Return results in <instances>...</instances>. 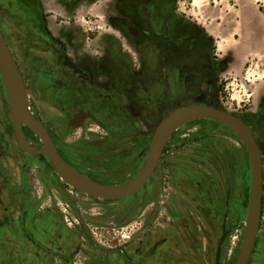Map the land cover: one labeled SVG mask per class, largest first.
Here are the masks:
<instances>
[{
  "label": "flooded vegetation",
  "instance_id": "obj_1",
  "mask_svg": "<svg viewBox=\"0 0 264 264\" xmlns=\"http://www.w3.org/2000/svg\"><path fill=\"white\" fill-rule=\"evenodd\" d=\"M73 2L65 0L64 7ZM179 4L178 0H111L104 15L87 12L86 23L80 26L72 17L75 26L69 27L60 0H48V15L41 0H0L6 15L19 17L13 35L9 27L0 28L24 80L28 111L49 132L62 158L98 184L121 186L134 180L145 167L154 138L147 133L170 113L193 105L230 112L222 98L227 64L219 58L212 34ZM249 31L253 33V28ZM230 113L258 137L264 170V108L257 116ZM202 120L233 133L213 119H197L172 135L162 157L177 132ZM19 130L26 147L17 135L0 73V264L236 263L251 191L242 178L238 183L236 168L230 164L234 153H247L238 137L230 138L237 144L234 153L220 140L217 147L211 143L206 147L216 167L205 173L193 168L204 176L192 180L201 198L191 201L195 213L168 218L157 226L145 224L141 238L128 237L118 249L121 226L102 222L95 233L83 216L72 214L80 206L77 198L125 208L150 185L162 157L138 194L102 200L64 182L47 155L32 152L46 150L44 141L25 123ZM78 130L83 134L71 142ZM52 172L69 193L68 209L59 217L48 211ZM199 211L204 215H195ZM234 233L240 236L233 249L229 239ZM177 238L188 243L187 250ZM248 264H264V196L261 227Z\"/></svg>",
  "mask_w": 264,
  "mask_h": 264
},
{
  "label": "rangeland",
  "instance_id": "obj_2",
  "mask_svg": "<svg viewBox=\"0 0 264 264\" xmlns=\"http://www.w3.org/2000/svg\"><path fill=\"white\" fill-rule=\"evenodd\" d=\"M178 1L180 8L188 11L192 19L205 26L212 34L219 58L227 64L222 76L225 85L222 93L224 108L242 117L257 116L259 108H264V0H260V3H257V0ZM5 7L0 5V25L2 28L9 27L10 34L13 35L16 33L14 25L19 17L6 15ZM250 27L253 28V33L249 31ZM16 47L17 44L15 51ZM93 128L98 130L97 127ZM82 134V130L76 131L70 141ZM230 138L237 136L208 120L183 128L171 140L150 185L134 197L131 204L125 208L117 204L97 205L95 200L79 196L77 199L80 206L73 208L72 214L75 217L83 216L85 223L97 234L100 230L96 228L103 226L102 222H115L118 227L121 226L119 231L122 235L118 249L129 240L128 237L134 240L141 238L145 224L157 226L158 223L167 222L168 218L174 216L187 218L192 212L195 213L191 202L194 197L201 200L195 193L192 180L204 178L195 174L193 168L198 167L205 173L208 168L216 167L211 165L206 149L210 143L217 147L220 145L219 140L224 141L221 145L227 146L229 152L234 153L233 148H237V144L235 139ZM231 157L233 159L231 163L229 160V163L236 168L238 183L242 178L249 192L251 167L247 153L245 152L244 156L234 153ZM49 176L48 211L59 217L67 208L66 194L69 193L55 173L52 172ZM201 209H204V206H201ZM195 215L201 216L204 213L199 211ZM244 217H247L246 211ZM238 236L240 233H234L229 239L233 249L238 242ZM97 237L100 238L99 235ZM177 239L187 250L188 243ZM229 254L231 256L230 252Z\"/></svg>",
  "mask_w": 264,
  "mask_h": 264
},
{
  "label": "water",
  "instance_id": "obj_3",
  "mask_svg": "<svg viewBox=\"0 0 264 264\" xmlns=\"http://www.w3.org/2000/svg\"><path fill=\"white\" fill-rule=\"evenodd\" d=\"M0 73L7 91L9 107L17 135L22 146L23 133L21 124H27L46 145L41 152L48 159L61 179L72 188L102 200H122L138 194L151 180L164 149L172 135L184 125L200 118L213 119L230 129L246 148L251 167V191L246 219L245 239L235 264H248L252 255L256 238L259 234L263 216L264 170L263 155L257 142L258 137L251 127L241 118L230 112L215 108L190 106L178 109L168 116L148 135H154L143 171L131 182L121 186H105L82 175L70 166L60 155L51 135L28 111V94L18 65L0 28Z\"/></svg>",
  "mask_w": 264,
  "mask_h": 264
},
{
  "label": "crops",
  "instance_id": "obj_4",
  "mask_svg": "<svg viewBox=\"0 0 264 264\" xmlns=\"http://www.w3.org/2000/svg\"><path fill=\"white\" fill-rule=\"evenodd\" d=\"M42 5L44 7V10L46 14L48 15V0H41ZM75 2L70 4V7L65 8L64 3L65 0H60V5L63 7V9L66 12V24L69 27H74L75 25L71 22L72 17H77V22L75 23L77 26H80L81 23L85 24L86 20H83L84 15H86L87 12L90 13H97L99 15H104L106 11H109L111 9V0H74ZM62 3V4H61ZM59 6V7H61ZM62 10V9H61ZM62 10V14L64 13ZM103 23V21H102ZM85 39H81V45L87 46L88 44H85Z\"/></svg>",
  "mask_w": 264,
  "mask_h": 264
},
{
  "label": "built area",
  "instance_id": "obj_5",
  "mask_svg": "<svg viewBox=\"0 0 264 264\" xmlns=\"http://www.w3.org/2000/svg\"><path fill=\"white\" fill-rule=\"evenodd\" d=\"M258 2L260 3L261 1H260V0H257V3H258ZM263 8H264V5H263Z\"/></svg>",
  "mask_w": 264,
  "mask_h": 264
}]
</instances>
